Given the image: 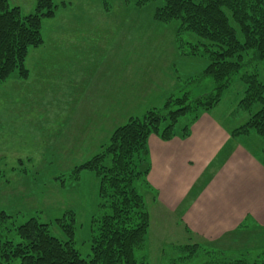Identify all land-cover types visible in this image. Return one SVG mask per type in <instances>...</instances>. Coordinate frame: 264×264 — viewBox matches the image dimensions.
Here are the masks:
<instances>
[{
	"label": "rangeland",
	"instance_id": "374dc122",
	"mask_svg": "<svg viewBox=\"0 0 264 264\" xmlns=\"http://www.w3.org/2000/svg\"><path fill=\"white\" fill-rule=\"evenodd\" d=\"M51 1L54 16L41 21L43 44L29 50L24 64L28 77L19 79L15 71L0 86V212L7 217L0 219V234L16 242L15 229L36 219L63 239L56 220L70 222L73 215V246L88 260L91 229L107 207L96 172L79 166L98 154L112 130L128 117L141 118L152 109L160 112L169 99L194 100L215 85L203 75L209 61L202 42L179 31L177 24L154 21L161 2ZM9 4L22 15L35 8V0ZM228 20L242 41L229 15ZM252 64L231 76L220 102L208 112L262 157L264 138L252 131L234 133L259 110L258 103L250 110L238 105L244 73L255 71L264 85V60ZM187 122L180 118L172 132L178 134ZM135 188L146 193L143 184ZM150 202L146 194L149 226L135 249L137 264H264V228L246 243L240 231L243 237L233 244L235 249L213 246L187 236L181 223L168 216L165 220L164 212L158 213Z\"/></svg>",
	"mask_w": 264,
	"mask_h": 264
},
{
	"label": "trees",
	"instance_id": "16d2710c",
	"mask_svg": "<svg viewBox=\"0 0 264 264\" xmlns=\"http://www.w3.org/2000/svg\"><path fill=\"white\" fill-rule=\"evenodd\" d=\"M149 1L161 2L153 16L155 22L177 24L179 31L189 32L202 42L209 61L203 75L212 79L213 90L194 100L169 99L160 112L152 109L141 118L128 117L112 130L99 153L79 166L96 172L100 197L107 207V213L91 229L88 260L82 259L73 246L71 215L70 222L56 220L59 232L65 235L63 239L50 233L49 224L36 219L15 229L16 242L3 240L0 234V264H137L135 249L147 232L149 213L146 193L141 195L135 186H147L149 136L171 140L176 135L172 132L175 125L184 117L188 122L178 134L181 139L187 138L200 115L220 102L231 76L246 64L264 60V0H138V4ZM54 10L51 0H35L34 12L22 15L18 7L10 6L9 0H0V86L15 71L19 79L28 77L24 64L29 50L43 44L41 21L53 17ZM228 15L237 25L242 41L237 38ZM241 79L245 90L239 108L250 110L258 103L259 110L234 133L252 131L264 138V85L257 80L255 71L244 73ZM162 123L165 126L161 128ZM4 214L0 212V219L7 218ZM247 240L243 239V243Z\"/></svg>",
	"mask_w": 264,
	"mask_h": 264
},
{
	"label": "crops",
	"instance_id": "0c3cea01",
	"mask_svg": "<svg viewBox=\"0 0 264 264\" xmlns=\"http://www.w3.org/2000/svg\"><path fill=\"white\" fill-rule=\"evenodd\" d=\"M147 150L146 194L165 220L181 223L187 236L235 249L240 231L248 242L264 228L262 157L211 113L201 114L185 139L150 135Z\"/></svg>",
	"mask_w": 264,
	"mask_h": 264
}]
</instances>
